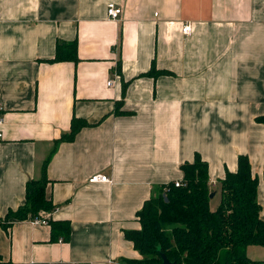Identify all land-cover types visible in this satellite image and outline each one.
Masks as SVG:
<instances>
[{"label":"crops","instance_id":"1","mask_svg":"<svg viewBox=\"0 0 264 264\" xmlns=\"http://www.w3.org/2000/svg\"><path fill=\"white\" fill-rule=\"evenodd\" d=\"M73 42L76 61H52ZM262 115L264 0H0V218L24 203L47 160L46 214L70 224L67 242L30 220L0 228V262L141 259L125 233L195 155L211 188L247 156L264 220ZM73 118L87 125L57 143ZM95 174L112 183L89 184Z\"/></svg>","mask_w":264,"mask_h":264},{"label":"trees","instance_id":"2","mask_svg":"<svg viewBox=\"0 0 264 264\" xmlns=\"http://www.w3.org/2000/svg\"><path fill=\"white\" fill-rule=\"evenodd\" d=\"M52 61H76V43L57 45ZM119 108L117 103V114H128L119 112ZM255 122L264 124V115L255 118ZM86 125L85 121L73 118L70 132L57 143L72 141ZM46 164L47 160L42 165L41 178L27 182L24 203L0 218V228L7 230L14 222L34 220L41 213L55 210L46 196ZM180 171L182 186L168 184L145 202L137 213L140 229L125 233L141 257L125 263L160 264L163 255L177 264H264V260H252L246 255L249 246L264 247V220L257 202L258 179L252 176L248 157L240 155L237 170L226 172L215 188L209 185L208 166L199 155H195L193 162L182 164ZM211 193L219 197L215 209H211L214 199H210ZM47 223L52 240H69V222Z\"/></svg>","mask_w":264,"mask_h":264},{"label":"built area","instance_id":"3","mask_svg":"<svg viewBox=\"0 0 264 264\" xmlns=\"http://www.w3.org/2000/svg\"><path fill=\"white\" fill-rule=\"evenodd\" d=\"M106 14L109 20L114 21V22H119L120 21V16L122 14V11L120 8L116 7L114 4H108L107 5V9H106ZM157 14H155L156 16ZM181 33L184 36H190L192 33V27L190 24L185 23L182 25L181 27ZM114 80H108L106 82V86L107 87H111L114 84ZM2 139V134L0 132V141ZM88 183L89 184H96V183H102V184H111L112 181L110 180L109 177L105 176V175H101V174H95L92 175L89 179H88ZM174 186L175 187H180L182 186L180 181H176L174 182ZM49 220L48 215L46 213H41L40 218L34 219V220H30V222L33 225H48L47 221Z\"/></svg>","mask_w":264,"mask_h":264},{"label":"rangeland","instance_id":"4","mask_svg":"<svg viewBox=\"0 0 264 264\" xmlns=\"http://www.w3.org/2000/svg\"><path fill=\"white\" fill-rule=\"evenodd\" d=\"M251 248V249H249ZM246 255L253 260H264V247L251 246L246 248Z\"/></svg>","mask_w":264,"mask_h":264},{"label":"water","instance_id":"5","mask_svg":"<svg viewBox=\"0 0 264 264\" xmlns=\"http://www.w3.org/2000/svg\"><path fill=\"white\" fill-rule=\"evenodd\" d=\"M210 199H212L214 197V193L210 194ZM161 263L160 264H177L175 262H170L168 259H166L163 255H161Z\"/></svg>","mask_w":264,"mask_h":264}]
</instances>
